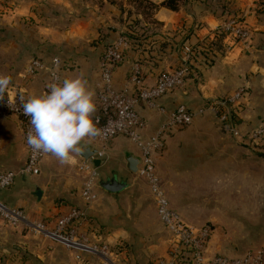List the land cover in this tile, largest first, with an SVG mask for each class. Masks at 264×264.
Instances as JSON below:
<instances>
[{
    "label": "crops",
    "instance_id": "0c3cea01",
    "mask_svg": "<svg viewBox=\"0 0 264 264\" xmlns=\"http://www.w3.org/2000/svg\"><path fill=\"white\" fill-rule=\"evenodd\" d=\"M150 1L160 4L164 0ZM215 1L180 0L177 10L160 6L144 15L136 0H0V74L11 76L7 93L46 94L49 67L53 57L60 55L66 61L64 79L84 73L95 91V103L101 57L121 35L131 37L133 45L115 69L117 88L126 85L134 63L143 67L145 82L151 85L188 58L191 73L182 88L160 100L163 110L143 103L138 106L148 121L144 139L178 105L197 109L246 87L248 97L235 114L244 138L224 131L208 110L168 137L165 150L155 155L172 208L190 225L214 227L211 254L240 257L264 250V140L256 145L246 138L264 121V22L254 14L257 0H232L244 10L242 21L252 35L247 41H237L218 33L226 19ZM34 57L43 59L46 68L29 77L26 69ZM77 147L79 151L70 154L69 162L62 163L50 154L42 159L39 175L18 174L0 198L22 208L31 220L55 218L72 206L85 209L90 219L80 233L92 242L117 247L115 264H155L167 254L171 240L148 181L128 167L127 156L134 155L140 158L139 169L140 148L128 136L119 135L103 157L89 158L100 170L95 185L98 197L87 203L81 195L86 173L78 169L85 159L80 152L83 147L99 149L100 143L88 136ZM27 159L20 118L0 116V172L20 171ZM189 163L198 169L197 185L188 186L185 181ZM114 178L121 185L117 190L101 183ZM212 184L218 191V209L229 216L225 220L217 214L201 219L193 211L191 201L199 194L206 198ZM223 191L230 194L224 197ZM192 192L197 194L191 196ZM75 254L43 234L0 221V264H102L89 253H82L81 259Z\"/></svg>",
    "mask_w": 264,
    "mask_h": 264
},
{
    "label": "built area",
    "instance_id": "2783aa9c",
    "mask_svg": "<svg viewBox=\"0 0 264 264\" xmlns=\"http://www.w3.org/2000/svg\"><path fill=\"white\" fill-rule=\"evenodd\" d=\"M218 33L231 36L237 41H247L251 29L244 21L230 18L223 21L218 27ZM130 43L124 35L115 40L104 52L100 61V81L96 97V111L93 113V122L98 129V134L91 137L100 143L96 155L103 157L108 144L119 135L131 138L141 150V164L138 169L140 176L145 178L154 194L160 221L170 234V246L165 256L156 260L155 264H184L183 254L189 255L188 264H264V250L249 251L240 257H230L224 254H211L210 242L214 227L211 224L193 226L187 223L182 216L172 208L161 178L157 171L155 155L165 150L168 137L190 126L198 115L206 111L213 112L224 131L245 137L235 119L241 105L248 97L246 87L234 89L227 97L217 99L209 105L191 109L182 103L170 111L166 120L158 130L149 138L144 139L143 130L148 126L147 118L138 110L143 103L152 109L163 110L160 100L169 93L182 88L191 73L188 58L178 67L163 72L154 84L145 82L146 75L139 63L131 67L128 81L124 87L114 85L115 69L125 60V51ZM66 61L60 56L53 57L49 67V83L46 94L50 91L52 83L64 80L62 71ZM46 68V63L40 57H34L29 62L26 73L34 76L41 69ZM28 94L18 90L13 94L4 93L0 99V116L17 115L23 125L24 137L28 145V159L20 171L0 172V192L11 187L18 174L37 176L41 172L40 164L44 157L50 153L34 151L28 144L27 138L32 129L31 117L24 113L23 105L28 100ZM247 141L258 145L264 140V121L246 135ZM78 169L86 173L81 195L87 203L95 201L98 197L95 185L99 176V166L91 159H83L78 163ZM89 216L85 209L72 206L69 211L51 219L31 220L25 211L16 206H11L0 198V221L12 226H23L31 231L40 233L59 241L76 252V257L81 259L82 253H89L102 260V264H115L113 255L118 249L103 242H92L86 235L80 233V228L87 223Z\"/></svg>",
    "mask_w": 264,
    "mask_h": 264
},
{
    "label": "clouds",
    "instance_id": "9594fccd",
    "mask_svg": "<svg viewBox=\"0 0 264 264\" xmlns=\"http://www.w3.org/2000/svg\"><path fill=\"white\" fill-rule=\"evenodd\" d=\"M11 76L0 74V99L3 98ZM95 91L84 73L52 83L47 94L30 95L23 105L31 117L32 129L27 142L34 151L50 153L62 163L78 152L82 139L98 134L93 122L96 111Z\"/></svg>",
    "mask_w": 264,
    "mask_h": 264
},
{
    "label": "rangeland",
    "instance_id": "374dc122",
    "mask_svg": "<svg viewBox=\"0 0 264 264\" xmlns=\"http://www.w3.org/2000/svg\"><path fill=\"white\" fill-rule=\"evenodd\" d=\"M214 3L216 5V8L218 9L219 13H221L220 11L224 12V14H223L224 19H226V20L230 19V18L243 19L244 14H245L244 10H242V8L239 6H237V8H236L234 3H232V0H216ZM254 9H256V11H257L256 13L254 12V14L259 17L261 22H264V0H257L256 4L254 6ZM188 166L189 167L185 171V173H186L185 181H186L187 185L193 186V185L199 184L200 175L198 174V169H194V167L191 166V163H189ZM139 180L142 181L143 183L147 184L140 177H139ZM208 183H210V182H208ZM207 188L210 190H208L205 193L206 198L201 197V195L199 194V195L195 196L193 201H191V205L193 206L194 213L197 212V216H202L201 219L209 218L210 214H217V215L221 216L223 220H225V218L229 217V216L227 215L226 212H224L225 210L223 212H221L218 209L217 201H219V200L216 197L218 191L213 189L214 188L213 184L211 187L208 186ZM145 189H146V187H145ZM194 194H197V193L192 192L191 196ZM221 194L224 197H226L227 195L230 194V192L229 191H223V193H221ZM255 210H256V208H255ZM253 212L255 213V211H253ZM25 229H27V228H25ZM27 230H30V229H27ZM49 239H51V238H49ZM52 240L54 242L62 245V243H60L54 239H52Z\"/></svg>",
    "mask_w": 264,
    "mask_h": 264
},
{
    "label": "trees",
    "instance_id": "16d2710c",
    "mask_svg": "<svg viewBox=\"0 0 264 264\" xmlns=\"http://www.w3.org/2000/svg\"><path fill=\"white\" fill-rule=\"evenodd\" d=\"M136 1L138 3L139 7L141 8L142 12L144 13V15H149L154 10H157L160 6H165V7H168L170 9L177 10V9H179V2H180V0H164L160 4H157V3H154L150 0H136ZM239 20H242V19H239ZM124 36L127 37L128 41L130 43L129 48H131V46L133 45L132 38L127 36V35H124ZM125 53H126V51H125ZM182 256H183L182 261L184 262V264H188L189 263V255L187 253H184Z\"/></svg>",
    "mask_w": 264,
    "mask_h": 264
},
{
    "label": "water",
    "instance_id": "95a60500",
    "mask_svg": "<svg viewBox=\"0 0 264 264\" xmlns=\"http://www.w3.org/2000/svg\"><path fill=\"white\" fill-rule=\"evenodd\" d=\"M98 152L97 148H91V147H83V149L80 152V155L85 158L89 159L91 156L95 155ZM127 161H128V167L132 170L137 172L138 171V164L140 162V158L135 157L134 155H129L127 156ZM102 185L106 188L112 189V190H117L120 188L121 185L116 181V179H110L108 181H101ZM123 186V185H122Z\"/></svg>",
    "mask_w": 264,
    "mask_h": 264
}]
</instances>
